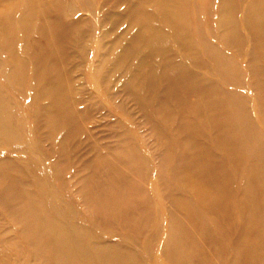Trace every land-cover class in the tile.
<instances>
[{
  "label": "rangeland",
  "instance_id": "rangeland-1",
  "mask_svg": "<svg viewBox=\"0 0 264 264\" xmlns=\"http://www.w3.org/2000/svg\"><path fill=\"white\" fill-rule=\"evenodd\" d=\"M91 1L95 11L94 7L97 5ZM33 2L37 10L43 5V0ZM217 2L218 0H188V17L196 25L195 30L192 26L190 34L198 54L185 61L190 63L191 68L208 73L213 87L218 91L214 98L231 96L237 100L239 110L232 111L233 123H247V130L242 134L245 139L250 137V127L264 132V49L260 50L252 65L254 70L248 69L244 60L249 45V41L245 39L247 31L240 29L244 39L228 46L222 34L231 29L227 23L218 21ZM84 4V0H67L63 3V8L73 19L83 16L89 20L86 30L87 36L92 40L84 42L82 49L75 52L82 57V62L78 65L79 70L76 67L74 75L83 73L81 76L85 90L95 95L98 103L91 111L87 110L88 107L83 109L84 114L81 110L72 108L79 113L80 119L77 120L78 130L75 129L67 141V156L57 154L56 143L36 141L38 136L32 113L39 104L32 103L33 109L29 108L32 101L30 73L28 69L22 68L25 79L20 80L13 75L12 84H8L9 55L6 53L7 48L0 46L1 90L11 100L10 118L15 125L13 131L18 136L14 141H8L7 146L0 148V158L12 157L24 161L18 164L19 171L0 170V177L5 182L7 180L6 183L10 180H19L21 183L31 181L27 187L35 195L33 197L36 203L34 211L27 205L25 192L29 191L22 188L19 191L14 184L16 181L1 184L4 187L0 186V189H8L9 200L4 201L0 197V201L5 202L0 203V264H55L53 260L47 262L43 257L49 249L45 233L53 232L46 225L45 215L56 224L69 228L73 223L79 224L91 233L92 244L121 247L127 255L125 264H222L221 258L231 254V247L239 233L233 231L234 226L231 229L224 226V222L229 220H223L219 212L207 213L195 206L176 174L177 170L181 172L189 159L188 153L182 150L185 142L177 138L181 127L183 129L180 123L184 122V130L190 129L192 132L199 125L202 112L207 115L209 113L204 112L201 105L195 112L188 104L178 106L168 102L166 106L171 108L174 115L164 116L160 122V119L149 120V115L146 112L142 114L133 100L124 93L119 94L115 101L123 104L126 111L133 112V118L120 109L115 101L108 100L103 79L91 78L94 75L89 71L94 63L93 51L97 49L94 40L101 27L96 22L95 13L83 9ZM30 6V0H0V20L4 17L14 19L16 14H21ZM241 14L242 10H238L234 16L238 18ZM62 17L70 19L69 16ZM206 50L218 51L226 59L220 56L213 62L211 56L204 54ZM11 52L25 56L20 42L12 45ZM196 97L192 96V103ZM151 102L156 103L155 100ZM144 108L150 109L147 104H144ZM226 108L225 106L222 110L225 113ZM102 113L108 114L107 119L97 121ZM41 114L40 108L38 115ZM3 118H8V114L3 113ZM49 123L50 121H46L45 131L59 140L54 125L50 126ZM98 123L100 125L96 126ZM206 129L210 131L209 127ZM259 139L261 143L260 132ZM187 145L189 146L188 142ZM21 147L23 149L15 156L7 153L10 149ZM214 148L216 152H220L217 146ZM261 160L262 157L259 161ZM55 162L59 165L58 171L51 165ZM240 181L243 182V179L240 178ZM175 194L195 207L196 216L188 215L179 201H174L179 205L174 206L173 201L168 200H172ZM39 215L43 216L42 220ZM175 216L180 221L179 228L173 223ZM221 231L226 234L230 244L227 253L224 252L225 245L221 243ZM187 239L193 243L191 246ZM253 241L255 246L253 245L251 252L258 254V257L251 264H264V234H258ZM195 245L198 249L194 248ZM242 253L239 255L241 264H249L242 262L246 258L245 253ZM100 257V264H112L108 255ZM97 262L88 255L80 258V264ZM120 262L124 264L123 261Z\"/></svg>",
  "mask_w": 264,
  "mask_h": 264
},
{
  "label": "bare ground",
  "instance_id": "bare-ground-1",
  "mask_svg": "<svg viewBox=\"0 0 264 264\" xmlns=\"http://www.w3.org/2000/svg\"><path fill=\"white\" fill-rule=\"evenodd\" d=\"M66 1L43 0V5L37 10L33 0H30L29 9L16 14L14 19L4 17L0 20V46L4 45L9 55L7 82L12 84L13 75L20 80L25 79L22 68L28 69L32 83V101L29 108H32V103L39 104L32 113L38 136L36 141L56 143L57 154L61 157L68 155L67 141L72 137L73 131L78 130L79 113L72 108L83 113V109L88 107L87 110L91 111L98 103L97 97L85 90L81 76L83 73L74 75L76 67L79 70L78 65L82 62V57L75 52L82 49L84 42L92 40L87 36L86 30L89 20L83 16L73 19L63 8ZM84 1L83 9L95 13L96 22L101 27L94 40L97 49L93 51L94 63L89 71L94 75L91 78L103 79L102 84L108 100L115 101L119 94L124 93L133 100V104L142 114L146 112L149 115V120L160 119V122L164 116L174 115L171 108L166 106L168 102L178 106L188 104L195 112L201 105L204 112L209 113L207 115L202 112L199 125L192 132L190 129L184 130V122L180 123L183 129L180 126L182 131L179 130L177 138L185 142L182 150L188 153L189 159L181 172L176 171L177 178L188 190L195 206L201 207L207 213L219 212L223 220H229L224 222V226L230 229L234 226L233 231L239 233L231 247V254L226 257L224 255L221 263L241 264L239 255L243 250L246 258L242 262H255L258 254L251 252L253 245L255 246L253 240L258 234H264V132L250 127V137L244 139L242 134L247 130V123H233V112L239 110L237 100L231 96L214 98L218 91L213 87L208 73L191 68L190 63L185 61L198 54L190 34L192 26L195 30L196 25L188 17V0H93L97 5L94 7L95 11L91 0ZM217 5L218 21L227 23L231 29L222 34L228 46L244 39L240 29L247 31L245 39L249 41V45L244 60L248 69L254 70L252 65L260 50L264 49V0H218ZM193 8L195 9V5ZM238 10H242V14L235 18L234 14ZM62 16H69L70 19H62ZM17 42L21 43L22 54L25 56L11 52L12 45ZM204 54L211 56L213 62L220 56L226 59L218 51L206 50ZM192 96H197L193 103ZM153 100L156 103L153 104ZM10 101L2 92L0 82V148L7 146L8 141L18 138L13 131L14 121L10 118ZM115 104L133 118V112L126 111L123 104H118L117 100ZM144 104L150 109L145 110ZM223 106L227 107L226 113L222 111ZM40 108L42 114L38 115ZM3 113H7L8 118H3ZM107 117V113H102L97 121L106 120ZM46 121H50V126L54 125L59 140L45 131ZM99 125L98 123L96 126ZM259 132L262 135L261 143ZM215 146L220 152L214 150ZM22 149H10L7 153L15 156ZM23 162L12 157L0 158V170L19 171L18 164ZM56 164L55 162L51 165L58 171L59 165ZM239 176L243 182L238 179ZM4 182L3 177H0V186ZM10 182H15L19 191L21 188L29 191L25 192L27 205L35 211V195L27 187L31 181H8ZM7 190L0 189V197L4 201L9 200ZM168 200L173 201L174 206L179 201V205L187 210L188 215L196 216L195 207L191 203L187 204L185 199L176 195ZM4 201L0 203H5ZM43 216L39 215L41 220ZM44 217L49 224L46 225L53 230L52 234L45 233L49 249L43 257L47 262L53 260L55 264H80V258L88 255L100 264V256L108 255L112 264H121L120 261L125 264L127 255L121 247L113 244H92L91 233L79 224L73 223L69 228L56 224L46 215ZM179 222L175 216L173 223L178 228ZM235 223L238 225H234ZM222 234L221 243L225 245L224 252L227 253L230 244L226 234ZM187 240L191 246L193 243L190 239ZM84 243L85 245H81ZM194 248L198 249L196 245Z\"/></svg>",
  "mask_w": 264,
  "mask_h": 264
}]
</instances>
